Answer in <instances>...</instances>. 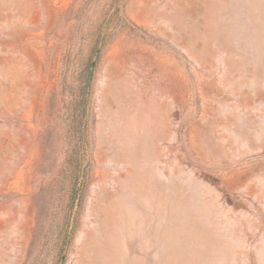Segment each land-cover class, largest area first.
Returning a JSON list of instances; mask_svg holds the SVG:
<instances>
[{
    "label": "rangeland",
    "instance_id": "1",
    "mask_svg": "<svg viewBox=\"0 0 264 264\" xmlns=\"http://www.w3.org/2000/svg\"><path fill=\"white\" fill-rule=\"evenodd\" d=\"M0 264H264V0H0Z\"/></svg>",
    "mask_w": 264,
    "mask_h": 264
}]
</instances>
